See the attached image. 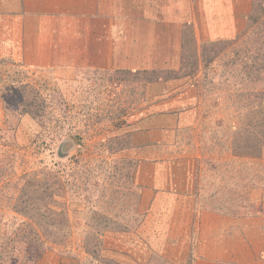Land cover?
<instances>
[{
  "label": "rangeland",
  "instance_id": "1",
  "mask_svg": "<svg viewBox=\"0 0 264 264\" xmlns=\"http://www.w3.org/2000/svg\"><path fill=\"white\" fill-rule=\"evenodd\" d=\"M43 1L0 0V264H264V0L228 41L186 27L176 71L94 68L74 26L37 29ZM47 172L63 245L13 234Z\"/></svg>",
  "mask_w": 264,
  "mask_h": 264
},
{
  "label": "crops",
  "instance_id": "2",
  "mask_svg": "<svg viewBox=\"0 0 264 264\" xmlns=\"http://www.w3.org/2000/svg\"><path fill=\"white\" fill-rule=\"evenodd\" d=\"M36 1L39 3V0ZM120 2L116 11L115 0H44L43 10H32L29 13L42 18L38 21L37 29L46 35L56 31L67 33L74 26L76 36H71L67 44L81 51L90 50L93 58L90 63L95 65L94 68H101V65L106 69L117 67L128 71H176L181 65L184 44H188L186 27L193 30V44L194 39L196 44H210L214 40L228 41L244 31V18L252 12L251 0ZM74 18L80 19L74 21ZM134 31H141V34ZM184 80H159L147 85L146 92L157 85H163L170 94L172 89L169 86ZM187 80L191 81L190 78ZM188 87L195 88V82H190ZM172 88L179 91L177 87Z\"/></svg>",
  "mask_w": 264,
  "mask_h": 264
},
{
  "label": "trees",
  "instance_id": "3",
  "mask_svg": "<svg viewBox=\"0 0 264 264\" xmlns=\"http://www.w3.org/2000/svg\"><path fill=\"white\" fill-rule=\"evenodd\" d=\"M46 168L42 169L40 173H42ZM45 172H43L44 174ZM46 173V180H51L50 182L44 180L43 178H37L36 173H30L28 176L22 177L25 181V185L22 194L19 196L16 205L13 208V211L18 215H21L25 220H22L20 224L24 228H30L29 231H25L22 234H18L17 231H14L13 234L16 233V237L19 238L20 241H34L35 243L40 242V235H45L44 237H52L57 245H63L66 242V237L68 236L69 229L66 228L62 219L57 222L53 217L56 212H54L53 208H49V202L59 208L61 204L56 198H59L64 189V184L61 182L58 175H50L48 176ZM23 201H25L23 203ZM51 214V215H50ZM50 215V219L48 220V216ZM56 216H63L60 213H56ZM20 228L18 227L17 230ZM41 233H36L38 231ZM23 231V228L20 232ZM67 233V234H66ZM50 239V238H49Z\"/></svg>",
  "mask_w": 264,
  "mask_h": 264
}]
</instances>
